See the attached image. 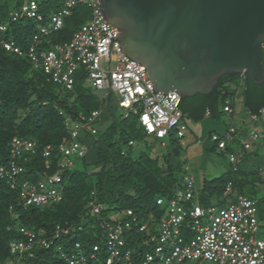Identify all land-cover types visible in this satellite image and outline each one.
<instances>
[{"label":"built area","instance_id":"built-area-1","mask_svg":"<svg viewBox=\"0 0 264 264\" xmlns=\"http://www.w3.org/2000/svg\"><path fill=\"white\" fill-rule=\"evenodd\" d=\"M54 1L57 3L49 12L42 8L39 0H25L19 9L10 12L12 20L26 17L35 24L36 30L25 50L10 37H3L7 30L5 23L0 24V45L7 52L25 54L49 80L67 89L73 88L75 74L84 72L87 85H90L89 80L93 90H103L104 95H108V91L116 93L119 96L118 105L125 109V116L130 113L136 115L147 135L165 138L172 131L177 137L183 138L188 126L186 116L179 108L180 95L175 91L164 94L154 90L153 83L147 77L146 67L129 57L121 48L120 31L105 19L100 0ZM79 4L88 8V19L69 39L50 42L48 47L42 46L43 38L59 31L65 18L70 15L71 8ZM111 53L115 54L112 69L103 65L111 60ZM240 76L242 85L243 73ZM231 102V98L224 100L222 108L225 114L231 115ZM100 112L96 109L89 114H80L77 121L67 117L69 135L57 145L62 160L52 174L42 176L35 182L18 180L17 176L22 172L21 165H0V179L16 190L22 206H40L61 200L57 183L61 180L62 172L72 166L71 156L83 157L88 150V146L78 140L79 131L96 133L92 123L99 118ZM260 118H264V109L249 113L248 132L243 140L237 137L239 132L231 123L224 132L210 134L215 146L229 153L228 160L233 169L237 168L244 152L250 150L253 141L262 136L261 131L254 127V122ZM234 139L239 143L237 148L231 146ZM35 149V143L28 139L15 136L10 141L11 159H26L25 154H34ZM51 149V145L43 148L45 166L49 165ZM260 176L264 179V170L260 171ZM230 195H234V198L229 201ZM221 197L227 200L223 206L201 204L194 175L186 164L180 185L172 197L165 200L160 196L156 199L162 208L158 222L137 220L130 209L123 212L120 220H101V242L106 253L98 264H131L132 253L122 246L126 231L132 228L147 236L144 245H148L149 249L145 251L141 264H264V239L256 236L259 222L255 201L234 192L231 181L227 182ZM101 207L94 200L89 202L92 215L97 216ZM18 229L22 239L9 244L10 252L17 258L14 261L4 260L0 264H20L24 257L33 256L34 248L52 246H57L60 258L67 264H86V256L79 242L76 241L70 248L58 243L60 238L73 233L72 226L57 224L50 232L27 227ZM99 249L101 245H93L94 251ZM90 258H95L94 253Z\"/></svg>","mask_w":264,"mask_h":264},{"label":"trees","instance_id":"trees-1","mask_svg":"<svg viewBox=\"0 0 264 264\" xmlns=\"http://www.w3.org/2000/svg\"><path fill=\"white\" fill-rule=\"evenodd\" d=\"M24 2L25 0H0V24H7L5 35H13L11 39L23 50L36 30L35 24L26 17L12 20L9 14L19 9ZM40 5L44 7L42 2ZM85 10L88 8L80 4L72 7L61 29L44 37L41 45L48 47L50 42L69 39L88 19L89 10L87 14ZM64 33L67 35H63ZM262 62L264 67V52ZM74 77L73 88L67 89L49 80L42 69L34 67L25 54L7 52L0 45V165H21L22 172L17 176L18 180L35 182L40 177L55 172L62 160V153L57 145L69 135L67 117L77 121L80 114L101 109L96 96L86 85L85 73L77 72ZM240 78V74L223 75L209 94L181 98L179 108L186 118L217 119L225 114L222 104L233 93L228 86L236 81L238 87L242 88L244 107L249 113H258L264 109V81L255 84L244 72L240 85ZM206 111L209 112L208 115L205 114ZM103 114L101 110L98 119ZM118 124L120 123L114 121L104 131L93 125L96 129V133L91 134L93 142L87 145L88 150L83 157H76V161L82 164L76 166L71 159L72 166L65 168L57 183L61 194L59 202L24 207L16 190L0 179V262L17 258V255L10 252L9 244L13 240L22 239L18 229L20 227L46 229L50 232L57 224H68L74 228L73 233L60 238L58 243L70 248L76 241L79 242L86 256V264H98L106 253L102 248L100 222L108 219V211H112L113 215H123L125 210L130 209L137 220L158 222L162 208L156 203V199L160 196L171 198L182 179L183 169L173 161L174 151L177 152V149L169 151L160 164L159 154L153 153L151 149L135 150L137 141L147 136L136 115H124L120 124L121 131L117 133ZM15 136L34 142L35 153L25 154L26 159H11L10 141ZM130 140L133 141L132 144L129 143ZM46 145L52 147L48 166H45L42 156ZM255 180L262 181L260 168L249 171L244 170V167L232 168L229 173L220 177L203 180L202 187L199 188L200 202L205 206L212 205L214 199L222 203V192L227 182L231 181L234 192L253 199L257 206L252 190H247V184L254 183ZM91 200L102 206L97 216L91 214ZM150 212L151 216L148 217ZM146 238V234L136 228L126 231L122 247L132 253L131 264L142 263L145 251L149 249L148 245H144ZM94 244L101 245V249L94 251ZM54 248L55 246L36 247L33 249V256L24 257L22 264H67ZM92 253L95 258H90Z\"/></svg>","mask_w":264,"mask_h":264},{"label":"water","instance_id":"water-1","mask_svg":"<svg viewBox=\"0 0 264 264\" xmlns=\"http://www.w3.org/2000/svg\"><path fill=\"white\" fill-rule=\"evenodd\" d=\"M155 91L209 94L221 76L264 81V0H100Z\"/></svg>","mask_w":264,"mask_h":264},{"label":"rangeland","instance_id":"rangeland-1","mask_svg":"<svg viewBox=\"0 0 264 264\" xmlns=\"http://www.w3.org/2000/svg\"><path fill=\"white\" fill-rule=\"evenodd\" d=\"M8 1L10 2V0ZM39 2H42L47 12H49L57 3L54 0L50 2L39 0ZM85 12L87 14L88 10H85ZM63 35L67 34L64 33ZM9 36L10 38L13 37V35L11 34H9ZM3 37L7 36L4 34ZM103 65L107 68L109 67L110 69H112L115 65V54L111 53V60L108 63H103ZM88 83L90 85H87V83L86 85L96 96L97 100L100 103L101 109L99 110H102V112L104 113L100 119L96 120L93 123L94 127H97L100 131H104L105 128L114 121L121 124V120L125 115V109L121 108L118 105L119 96L116 93L108 90V95H104L103 90H93V86L89 80ZM104 104L106 105L103 108ZM260 120H264V118H260L258 119V121L254 122V127L261 131L262 129H264V122L263 124H261ZM186 123L188 128L183 138L177 137L172 131L165 138H155L151 135H147L144 136L141 140H138V144L135 142V150H138V148L151 149L153 153L159 154V163L161 164L162 162H164V158L166 157V155H168L169 151L177 149L178 154L176 151H174L173 161H175V163L180 166L181 170L184 169L186 164L190 166V169L194 175L196 188L199 189L202 187L203 180H210L220 177L232 170V166L228 160L229 153L218 149L210 139V134L214 132H224L230 125V123L236 127L237 131L239 132L237 134V137H239L241 140L246 137L248 131L247 129L245 130L242 125H238V120H231L230 115L228 114H223L217 119L204 117L199 120H193L187 117ZM120 124H118L117 126V133L121 131ZM78 140L82 143H85L86 145H89L93 142L94 139L93 136L85 130H80ZM236 141L237 140L234 139L231 142V146L234 148H237L239 146V143ZM253 146V153L246 152L244 162H249V164L253 162L252 165H250V169L257 170V168L264 167V157L262 156L264 139L258 138L257 140L253 141ZM256 148H258L257 151H255ZM71 159L76 163V166L82 164V162L76 161V156H71ZM247 188V190H252V196L257 200L256 207L258 208L257 218L259 221V230L256 235L259 238H264V179H262V181L255 180L254 183L249 182L247 184ZM233 198L234 195H230L229 201ZM164 199L167 200L166 197ZM226 202L227 200H223L222 203H219L216 201V199H214L212 205L223 206ZM150 216L151 212L148 213V217ZM107 217L111 220H120L122 218V214L113 215L112 211H108ZM54 249L56 252H58L57 246H55ZM55 255L58 256V253H55Z\"/></svg>","mask_w":264,"mask_h":264},{"label":"crops","instance_id":"crops-1","mask_svg":"<svg viewBox=\"0 0 264 264\" xmlns=\"http://www.w3.org/2000/svg\"><path fill=\"white\" fill-rule=\"evenodd\" d=\"M237 84L238 83L234 81L228 86L230 91L233 92L229 97L231 98V101H232L231 102L232 113L230 115V119L233 121L238 120V125L240 126L242 125V127H244L246 130V126H248L249 124V111L243 105L242 94H241L242 88L238 87L239 85ZM260 122L261 124H263L264 120H260ZM261 134L262 136L259 139H264V129L261 130ZM253 147L254 146L252 144V147L250 148V150L244 152L242 159H240V161L237 163V167H244V170L246 171L250 170V165H252L253 162L251 161L252 162L251 164H249V162L248 163L244 162V157H245L246 152L253 153V149H252ZM257 150L258 148L255 149V151ZM262 152H263L262 156L264 157V147H263ZM263 162H264V159H263ZM241 164H245V165H241ZM261 170H264V167L260 168V171Z\"/></svg>","mask_w":264,"mask_h":264},{"label":"clouds","instance_id":"clouds-1","mask_svg":"<svg viewBox=\"0 0 264 264\" xmlns=\"http://www.w3.org/2000/svg\"><path fill=\"white\" fill-rule=\"evenodd\" d=\"M116 215H117V214H116ZM109 220H110V221H113V220H111V219H109V218H108V219H105V221H109ZM114 220H116V219H114ZM7 260H8V259H7ZM13 261H14V260H13ZM22 262H23V260L20 261V264H22Z\"/></svg>","mask_w":264,"mask_h":264}]
</instances>
